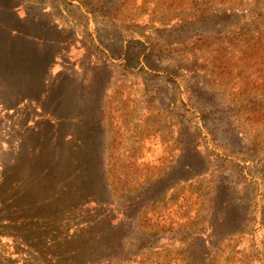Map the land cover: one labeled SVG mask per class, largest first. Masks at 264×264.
Here are the masks:
<instances>
[{"label": "rangeland", "instance_id": "obj_1", "mask_svg": "<svg viewBox=\"0 0 264 264\" xmlns=\"http://www.w3.org/2000/svg\"><path fill=\"white\" fill-rule=\"evenodd\" d=\"M0 21L18 30L0 56V264L54 258L32 233L53 206L21 196L39 193L31 165L55 131L92 125L114 233L90 264H264V0H0ZM30 48L51 66L40 103L17 95ZM47 111L81 118L62 127ZM181 174L193 180L166 199L140 198ZM70 220L58 240L87 219Z\"/></svg>", "mask_w": 264, "mask_h": 264}, {"label": "trees", "instance_id": "obj_2", "mask_svg": "<svg viewBox=\"0 0 264 264\" xmlns=\"http://www.w3.org/2000/svg\"><path fill=\"white\" fill-rule=\"evenodd\" d=\"M17 33L18 30L14 24L6 25V23L3 24L0 21L1 57L5 54L6 50L9 54V50L13 49ZM33 50V48H30L22 52L20 51L21 53L17 54V59H20L19 62L22 63V69L24 71L21 81L25 83L24 88L17 91V95L19 93V101L24 99L31 103H40L50 93L47 85V76L50 73L51 66L47 53L43 57L38 54L35 58ZM10 57L11 55L6 57L8 62L10 61ZM9 63L8 67L12 65V70L14 64ZM36 68L39 76L35 71ZM9 75L12 76L13 73L9 72ZM9 81L11 80H8V84L10 85ZM79 88V90H82V87ZM80 101L85 103L83 96L80 98ZM46 113L49 117L55 116L56 118H54L57 119L56 124H62V127L63 124H67L70 120L75 121L81 118L78 114H74L71 117L64 113L54 112L52 114L49 111ZM86 113L93 117L89 113V109H87ZM95 113L98 114L95 121L97 124L98 120H102V116L101 111ZM48 120L50 121V119ZM71 130L73 131L71 133L66 132V130L55 131L51 139V144L54 146H47L45 151L37 156L32 163L31 166L35 172V180L38 181L36 182V189L39 190V193L37 190L27 191L21 196L30 206H41L44 203H50V206L54 208L53 210H47L48 207H42L44 210L41 212L42 215L44 214L42 218H55L53 223L49 225L50 228L45 227V230L42 226L39 229L33 228L32 232L36 241L45 242L46 240L52 244L49 251L51 249L55 250L49 255L50 257L54 256V258L50 260L46 256L45 264H51L52 262L60 264H67L68 262L70 264H90L88 259H94L100 250V246L105 243V240H109L114 233V229L111 228L114 218L109 219L113 214L111 212L106 214V208L113 206V204L110 201L111 191L108 189L109 182L107 181L108 178L105 175L103 161L99 153L104 149L105 145L101 129L92 125L85 126L79 131L77 126L71 128ZM44 141L50 143L49 139ZM60 152H63L65 156H61L59 154ZM79 154L81 156H77ZM98 155L99 158L97 157ZM178 168L185 169L186 166L183 164L174 165L170 169L172 174ZM179 177L177 182L167 185V187H164V184L167 182V178L165 177H160L152 183H146L147 186L145 185L146 187H142V191H139L140 198L143 197L142 199L143 201H147V205L157 204L161 200L166 199L172 189H175V187L182 183L193 180L192 177L186 176L185 174H181ZM156 186L157 189H155ZM153 188L155 189L152 196L154 200H151L149 197L147 198L145 193H151ZM110 202L112 205H110ZM40 216L41 214L36 213L32 219L29 218L26 220H41ZM75 216L82 219V221L83 219L87 220H85V223L81 227L77 225L72 235H68L69 237L67 238L60 236L58 240L56 238L58 232L66 231L65 233H67L71 231L73 227L70 219ZM27 228H30V224H27ZM56 239L59 243H55ZM192 244L196 245L197 242H192ZM117 245L118 242L112 245V241L107 243V245L105 244L108 248H113ZM151 247L153 249L158 248V246ZM194 247L192 246L191 249ZM91 264H95V262L93 261Z\"/></svg>", "mask_w": 264, "mask_h": 264}]
</instances>
